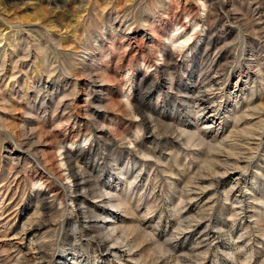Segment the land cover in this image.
Segmentation results:
<instances>
[{"label":"rangeland","instance_id":"rangeland-1","mask_svg":"<svg viewBox=\"0 0 264 264\" xmlns=\"http://www.w3.org/2000/svg\"><path fill=\"white\" fill-rule=\"evenodd\" d=\"M0 264H264V0H0Z\"/></svg>","mask_w":264,"mask_h":264},{"label":"bare ground","instance_id":"bare-ground-1","mask_svg":"<svg viewBox=\"0 0 264 264\" xmlns=\"http://www.w3.org/2000/svg\"><path fill=\"white\" fill-rule=\"evenodd\" d=\"M214 79V78H213ZM204 91H206V90H204ZM199 102H200V105L202 106V110H204V109H207V108H209V97L207 96H203L202 98H200L199 100H198ZM211 115V114H210ZM214 114L212 113V116H213ZM215 117V116H214ZM26 129V128H25ZM29 134H27V138L29 139V138H31V136H28ZM19 163V162H18ZM75 174H77V172H75ZM78 178V177H77ZM9 190V189H8Z\"/></svg>","mask_w":264,"mask_h":264}]
</instances>
